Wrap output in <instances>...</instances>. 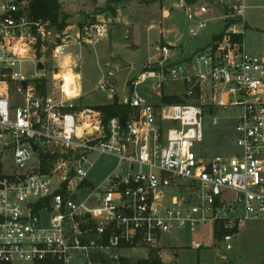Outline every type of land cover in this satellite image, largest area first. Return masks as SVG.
<instances>
[{
    "label": "built area",
    "instance_id": "1",
    "mask_svg": "<svg viewBox=\"0 0 264 264\" xmlns=\"http://www.w3.org/2000/svg\"><path fill=\"white\" fill-rule=\"evenodd\" d=\"M27 2L0 0V262L113 264L121 257L113 251L134 248L160 257L164 235L202 223L210 239L189 246L229 251L238 231L264 223V55L245 46L247 0L175 2L190 34L216 18L225 31L181 61L174 44L160 43L123 100L114 79L135 66L105 61L96 88L131 108L106 121L101 105H83L82 57L69 48L108 39L112 20L97 18L70 41ZM64 70L74 75L71 93ZM147 79L160 99L180 84L172 94L186 102L151 103L137 91ZM231 106L239 108L233 154L198 155L204 112ZM96 155L117 158L99 182L90 176ZM215 223L230 232L216 237Z\"/></svg>",
    "mask_w": 264,
    "mask_h": 264
},
{
    "label": "rangeland",
    "instance_id": "2",
    "mask_svg": "<svg viewBox=\"0 0 264 264\" xmlns=\"http://www.w3.org/2000/svg\"><path fill=\"white\" fill-rule=\"evenodd\" d=\"M61 2L62 9L64 8ZM71 9L77 11L82 0H67ZM178 0H154L140 3L138 0H121L120 8L123 11L135 12L138 25L132 27L128 39L123 38L111 45L103 39L92 44L90 47L73 45L69 48L71 52L81 53L82 61L76 69L82 77L81 89L83 92L82 103L84 106H96L110 103L112 99L107 97L105 91L97 89L96 85L104 72L105 61L114 57L113 60L122 66L132 64L135 69H126L117 74L114 83L117 89V98L123 100L131 90L127 80L138 77L142 66L148 61L157 59L160 56L158 43L163 41L167 44H175L177 57L172 58L183 60L190 56L198 48H203L213 42L214 36L223 33L226 29L225 20L216 18L210 20L205 29L192 35L189 28L193 25L187 18L185 10L177 8L175 2ZM92 3V1L90 2ZM246 30L243 34L246 49L256 54L264 55V0H247ZM93 4V3H92ZM124 4V5H123ZM123 5V7H122ZM107 6L86 11L81 9L76 13H66L67 25L61 32L70 41L81 40V34L86 25L96 21V15L105 13ZM168 10L169 15L165 17L162 26L148 28L146 21L149 15L160 14V10ZM155 14H151V13ZM211 16V15H209ZM158 22L161 18H155ZM112 30L118 35H124V29L111 24ZM131 28V29H132ZM175 48V47H173ZM1 56V50H0ZM28 63L27 67H32ZM49 76L51 72L47 71ZM64 73V74H63ZM67 88L71 93L75 89L74 75L69 70L62 72ZM153 79L145 80L137 91L139 94L149 98L151 103H159L160 97L153 90ZM207 89V87H205ZM183 87L178 85L167 86L165 93H182ZM185 100V99H184ZM186 102V101H185ZM239 108L229 107L218 108L213 111L204 112L203 131L204 141L196 147L198 155L205 154L213 156L218 154L230 155L236 149L235 146V124ZM94 169L90 176L96 177L99 182L110 171L115 169L117 158L107 155H96L93 157ZM212 226L210 223H202L196 233L188 230H172L164 235L161 240L160 259L163 264H264V223L262 221L250 222L243 229L234 235L233 247L229 251L218 250L209 247L202 250H195L189 245L191 240L210 239ZM185 245V246H184ZM131 260L136 258H147L149 251L145 248L121 249L113 251ZM29 264V263H21Z\"/></svg>",
    "mask_w": 264,
    "mask_h": 264
},
{
    "label": "trees",
    "instance_id": "3",
    "mask_svg": "<svg viewBox=\"0 0 264 264\" xmlns=\"http://www.w3.org/2000/svg\"><path fill=\"white\" fill-rule=\"evenodd\" d=\"M27 6L30 12L36 17L48 18L51 20L52 24L56 27L59 32H62L66 25L68 14L62 9V6L58 0H27ZM113 13L116 12L115 8H111ZM222 33L214 36V40L219 39ZM242 37H240L241 39ZM43 83L39 85L41 91L45 90V79ZM162 103L164 104H181L185 103V100L176 94H163ZM99 109L104 113V120L113 117L121 116L126 119L131 112V108L128 105L121 104L117 101L99 106ZM215 235L216 237H221L223 234L230 232L228 229H224L220 223H215ZM0 264H10L7 262H0ZM113 264H163L159 256H154L150 254L147 258H136L129 259L127 257L121 256L119 258V263Z\"/></svg>",
    "mask_w": 264,
    "mask_h": 264
},
{
    "label": "crops",
    "instance_id": "4",
    "mask_svg": "<svg viewBox=\"0 0 264 264\" xmlns=\"http://www.w3.org/2000/svg\"><path fill=\"white\" fill-rule=\"evenodd\" d=\"M60 1H63V3H64V4H62L63 7H64L63 10L66 11L67 13H69V14L70 13L71 14L72 13H76V12L80 11L81 9L86 10V11L87 10L90 11L91 9H94V8L107 6L108 8H107V10H105V13L97 14L96 15V19L97 18H110L112 20V24L124 29V33H125L126 28H129L130 31L132 32V30H133L132 27H134V26L139 24L138 23L139 21L137 20V17H136L137 14L135 12L123 11V9L120 8L121 0H82V2L80 3V8L77 11H74V10L71 9V6H70V4L68 3L67 0H60ZM91 1H92L93 4L90 3ZM138 1L143 4V3L147 2V1L151 2V1H154V0H138ZM123 5H122V7H123ZM111 8H115L116 12L113 13ZM159 13L160 14H157V15H149L148 14V18H147L146 21L150 24L149 27H148L149 29L152 28V27H155V25H158V24H159V26L160 25L162 26L165 17L169 15L168 10H163L162 9V10H160ZM151 14H155V13L153 12ZM155 18H161V19L157 22ZM123 38H124V35H118L116 33V30H112V28H111L109 38L107 40H105V41L108 42L111 45L112 43L121 41ZM160 43H164V42L161 41ZM160 43H158V46H159ZM92 44H94V43L87 42V45H84L82 48H85V47L87 48V46L90 47ZM176 47L177 46L175 45V48H174L175 55H174V57H177ZM253 53H255V52H253ZM79 54H81V53H79ZM185 58H187V57H185ZM176 61H180V60L176 59Z\"/></svg>",
    "mask_w": 264,
    "mask_h": 264
},
{
    "label": "water",
    "instance_id": "5",
    "mask_svg": "<svg viewBox=\"0 0 264 264\" xmlns=\"http://www.w3.org/2000/svg\"><path fill=\"white\" fill-rule=\"evenodd\" d=\"M40 66H41V64H39ZM24 85H25V82H24ZM34 146V149H36L37 148V146L36 145H33ZM154 256H156V253H154L153 254Z\"/></svg>",
    "mask_w": 264,
    "mask_h": 264
},
{
    "label": "bare ground",
    "instance_id": "6",
    "mask_svg": "<svg viewBox=\"0 0 264 264\" xmlns=\"http://www.w3.org/2000/svg\"><path fill=\"white\" fill-rule=\"evenodd\" d=\"M63 74H64V73H63ZM64 86H65V90H66V88H67V83H66V81H65V85H64Z\"/></svg>",
    "mask_w": 264,
    "mask_h": 264
}]
</instances>
